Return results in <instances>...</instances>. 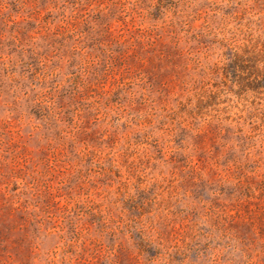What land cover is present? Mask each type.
Instances as JSON below:
<instances>
[{
  "label": "rangeland",
  "instance_id": "1",
  "mask_svg": "<svg viewBox=\"0 0 264 264\" xmlns=\"http://www.w3.org/2000/svg\"><path fill=\"white\" fill-rule=\"evenodd\" d=\"M0 264H264V0H0Z\"/></svg>",
  "mask_w": 264,
  "mask_h": 264
}]
</instances>
